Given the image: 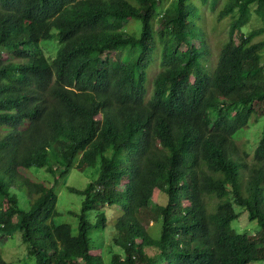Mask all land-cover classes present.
<instances>
[{
    "label": "trees",
    "instance_id": "trees-1",
    "mask_svg": "<svg viewBox=\"0 0 264 264\" xmlns=\"http://www.w3.org/2000/svg\"><path fill=\"white\" fill-rule=\"evenodd\" d=\"M164 1L0 0V231H20L37 264H264V126L251 161L234 139L264 116V0H227L213 71L197 5ZM254 13L262 25L242 32ZM98 163L86 188L69 187L84 197L74 232L55 221L56 185ZM235 204L254 235L233 228Z\"/></svg>",
    "mask_w": 264,
    "mask_h": 264
},
{
    "label": "rangeland",
    "instance_id": "rangeland-1",
    "mask_svg": "<svg viewBox=\"0 0 264 264\" xmlns=\"http://www.w3.org/2000/svg\"><path fill=\"white\" fill-rule=\"evenodd\" d=\"M171 0H165L161 7H166ZM192 3L197 5L195 10V16H193L190 21L194 28L198 31L203 32L204 39L208 44L210 53L208 55L206 66L210 71L215 70L221 48L228 38L229 30L231 26V17H225L223 19L219 18V13L221 9L226 4L227 0H191ZM215 3V4H214ZM255 5H253V8ZM198 18H195V17ZM137 22V24L135 23ZM135 19L128 21L126 29L129 32H140L141 24ZM262 25L260 19L254 13L251 21L242 28V32H250L251 30L258 28ZM241 32L236 34V39L239 41V36ZM264 38L260 36L258 39ZM47 50L54 54L57 48V42L43 41ZM199 44V41H195ZM185 47V46H184ZM5 57H9L5 54ZM162 44L156 40V47L153 53V62L148 70L147 78V98L152 94L154 89V80L157 74L162 69ZM264 126V116L259 120L252 119L249 125L243 129H240L235 135L234 139L238 145L240 153H244V150L249 152L248 160H252V155L259 139L261 138ZM100 164L95 168L87 169L86 171H79L76 168H71L68 173L60 179L59 183L56 185V191L58 193V203L57 209L61 213L55 218L57 223H69L72 225L74 232H77V226L79 218L78 213L81 212V205L83 201V196L77 193H73L69 190V187H76L79 189H84L94 178L98 176ZM25 172V171H24ZM29 174H31L36 180L44 181L49 183V179L52 174L49 173L45 168L33 167L28 169ZM165 197L160 195L158 190L155 191L153 202L161 201L163 202ZM167 201V197L165 202ZM235 209L240 213L239 217L232 222L233 228H235L240 233H248L254 235L258 230L261 229L260 224L257 220H251L248 215V211L243 207L235 204ZM107 212L110 211L109 208L106 209ZM96 211L89 213V218L95 221ZM150 225H155L151 222ZM0 252L3 258L10 262L11 264H37L36 257L31 255L28 250V245L22 240V235L20 231H15L11 235H5L0 231ZM104 259L106 264H110V255L108 253L104 254Z\"/></svg>",
    "mask_w": 264,
    "mask_h": 264
}]
</instances>
